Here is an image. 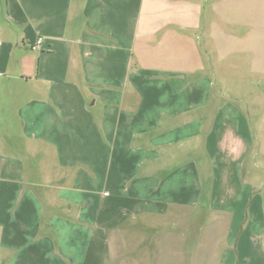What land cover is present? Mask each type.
Listing matches in <instances>:
<instances>
[{"label": "crops", "instance_id": "obj_1", "mask_svg": "<svg viewBox=\"0 0 264 264\" xmlns=\"http://www.w3.org/2000/svg\"><path fill=\"white\" fill-rule=\"evenodd\" d=\"M263 147L264 0H0V264H264Z\"/></svg>", "mask_w": 264, "mask_h": 264}, {"label": "rangeland", "instance_id": "obj_2", "mask_svg": "<svg viewBox=\"0 0 264 264\" xmlns=\"http://www.w3.org/2000/svg\"><path fill=\"white\" fill-rule=\"evenodd\" d=\"M262 151H263V154H262L260 161H259L260 166L262 168L259 183L263 184V188H264V147L262 148Z\"/></svg>", "mask_w": 264, "mask_h": 264}, {"label": "built area", "instance_id": "obj_3", "mask_svg": "<svg viewBox=\"0 0 264 264\" xmlns=\"http://www.w3.org/2000/svg\"><path fill=\"white\" fill-rule=\"evenodd\" d=\"M42 44H43V40L40 38L38 41H37V43H36V45H35V49H37V48H40L41 46H42Z\"/></svg>", "mask_w": 264, "mask_h": 264}]
</instances>
